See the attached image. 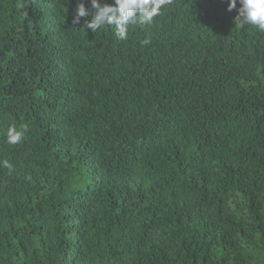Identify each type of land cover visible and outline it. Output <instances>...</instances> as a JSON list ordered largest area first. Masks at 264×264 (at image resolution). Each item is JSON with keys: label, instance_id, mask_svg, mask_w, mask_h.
<instances>
[{"label": "trees", "instance_id": "obj_1", "mask_svg": "<svg viewBox=\"0 0 264 264\" xmlns=\"http://www.w3.org/2000/svg\"><path fill=\"white\" fill-rule=\"evenodd\" d=\"M76 3L0 0V264H264V32L171 0L119 40Z\"/></svg>", "mask_w": 264, "mask_h": 264}, {"label": "clouds", "instance_id": "obj_2", "mask_svg": "<svg viewBox=\"0 0 264 264\" xmlns=\"http://www.w3.org/2000/svg\"><path fill=\"white\" fill-rule=\"evenodd\" d=\"M221 2L225 3V12H235L232 17L233 22L241 26L251 25L258 31L264 32V0H221ZM170 3L171 0H77L71 23L79 25L83 21L85 29L91 31L102 26H111L115 29V37L125 40L130 25L150 24L154 17L160 15L161 9ZM26 132V126L20 130L10 126L7 130L6 142L9 145L20 144ZM3 166L11 167L8 161H4Z\"/></svg>", "mask_w": 264, "mask_h": 264}]
</instances>
